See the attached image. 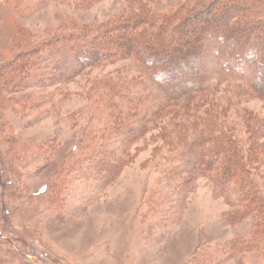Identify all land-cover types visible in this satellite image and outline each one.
<instances>
[{"label": "rangeland", "instance_id": "1", "mask_svg": "<svg viewBox=\"0 0 264 264\" xmlns=\"http://www.w3.org/2000/svg\"><path fill=\"white\" fill-rule=\"evenodd\" d=\"M183 1H145L139 9L159 18ZM92 3L0 0V264H264L261 247L231 251L256 227L264 231V137L247 135L241 120L244 111L262 115V101L231 97L227 103L254 185V205L241 210L234 182L222 191L202 171L194 135L169 147L164 133L173 130L141 122L148 112L128 121L145 126L146 134L127 149L120 171L107 185L92 177L88 144L112 133L114 114L152 111L170 94L143 76L140 62L119 60L47 86L15 83L23 77L16 59L38 42L70 34L75 23L98 26L128 15L138 5ZM113 76L131 79L129 102L93 89ZM232 85L218 84L215 97L229 100L223 86ZM105 147L120 149L118 142Z\"/></svg>", "mask_w": 264, "mask_h": 264}, {"label": "trees", "instance_id": "2", "mask_svg": "<svg viewBox=\"0 0 264 264\" xmlns=\"http://www.w3.org/2000/svg\"><path fill=\"white\" fill-rule=\"evenodd\" d=\"M81 1L94 4L93 0ZM132 1L138 4L137 9L128 15L98 26L75 23L70 34L66 31L38 42V47L16 59L22 65L19 71L23 77L15 83L26 88L47 86L73 80L88 70L119 60L130 58L140 62L143 76L148 75L151 83L157 80L170 94H165V101L152 111L126 109L114 114L112 133L102 141L88 144L92 147L88 160L95 169L92 177L102 179L107 185L120 171L128 160L127 149L146 134L145 126L136 127L128 121L148 112L141 122L173 130L164 133L167 146H179L183 138L194 135L192 145L199 148L198 163L202 171L222 191L234 182L233 191L238 194L234 202L241 210L251 209L255 193L249 180V160L243 157L232 135L235 130L228 123L227 103L231 97L264 103V0H185L173 12L159 18L139 9V3L155 0ZM23 59L28 63L22 62ZM209 63L215 64L216 79L209 76ZM214 80L217 82L212 85ZM128 81L131 79L104 78L93 89L129 102L132 95ZM220 83L233 84L230 88L223 86L230 97L226 102L223 94L215 97ZM137 92L142 98L143 91ZM241 120L247 135L264 137V113L244 111ZM117 142L119 150L105 147L111 144L115 148ZM257 247L264 253L261 226L255 228L243 245L238 244L231 251Z\"/></svg>", "mask_w": 264, "mask_h": 264}]
</instances>
